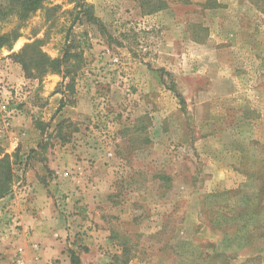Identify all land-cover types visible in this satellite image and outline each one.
<instances>
[{
	"label": "rangeland",
	"instance_id": "rangeland-1",
	"mask_svg": "<svg viewBox=\"0 0 264 264\" xmlns=\"http://www.w3.org/2000/svg\"><path fill=\"white\" fill-rule=\"evenodd\" d=\"M79 2L102 27L76 19ZM11 7L0 0V36L20 35L0 51L6 197L38 163L58 180L49 166L66 148L101 177L91 210L73 209L96 241L73 251L80 264H264V0H44L24 21ZM36 42L73 54L71 74L28 76L12 56ZM30 103L45 149L6 153Z\"/></svg>",
	"mask_w": 264,
	"mask_h": 264
},
{
	"label": "crops",
	"instance_id": "crops-1",
	"mask_svg": "<svg viewBox=\"0 0 264 264\" xmlns=\"http://www.w3.org/2000/svg\"><path fill=\"white\" fill-rule=\"evenodd\" d=\"M50 86L53 88L55 84ZM39 109L30 103L28 111L31 114L14 119V133L7 140L10 143L2 145L6 153L11 154L16 148H23V154L29 153V149L38 150L40 142L32 127L31 115ZM91 159L79 153L72 155L65 148L62 155L54 158L49 166L52 172L60 176L58 180L45 183L46 171L38 163L35 168L37 174L33 171L27 173L30 178L26 185L0 200V211H4L3 215L0 214L4 220L1 223L3 226L0 225V264H15L18 249H23L28 264H72L71 256L77 246L96 243L84 234L91 223H82L80 216H73V209H78L77 206L85 211L87 208L91 210L96 203L89 200L88 195L101 177L95 175L99 161L91 165ZM66 165L80 174L76 178L66 177L67 172H72L68 171ZM63 181L64 187L61 188ZM62 189L73 191L66 203L61 197Z\"/></svg>",
	"mask_w": 264,
	"mask_h": 264
},
{
	"label": "trees",
	"instance_id": "trees-1",
	"mask_svg": "<svg viewBox=\"0 0 264 264\" xmlns=\"http://www.w3.org/2000/svg\"><path fill=\"white\" fill-rule=\"evenodd\" d=\"M43 3L44 0H11V11L7 15H16L21 21H24L30 15L40 10L43 6ZM76 8L80 9L76 16L77 20H81L83 17H86L88 23L98 27H102V24L100 23L98 18L95 17L90 6L79 2ZM19 36L20 35L18 34V30L0 36V51L5 47L12 48L13 44L18 40ZM12 57L16 62H19L22 65L25 73L28 74V76L32 75L30 70L35 69L36 74H38L39 77L54 74L60 75L64 72L65 76L68 77V75L71 74V69L69 70L70 63L74 58L73 54L65 52V56L62 59H52L42 51L39 42L26 45L20 53L14 54ZM177 97L180 99V101H182V103H184L183 98L180 95H178ZM38 148L45 149L43 144L39 145ZM11 159V156L6 155L0 160V200L10 194L12 190L11 187L13 182V162L11 161ZM162 179L164 178L162 177ZM236 193L237 191L228 190L224 192L223 196L231 194L234 195ZM263 194L264 189L260 190V197L259 195L257 196L258 200L261 198V196H263ZM248 210H252L250 209V204L245 206L241 210V213L247 214ZM207 212L213 213L214 210L212 208ZM213 221V223H216L218 220L214 219ZM222 231L223 233H225L224 230ZM222 257L225 258V255L217 253L214 258L220 259ZM71 261L72 264H80V259L76 254H72Z\"/></svg>",
	"mask_w": 264,
	"mask_h": 264
},
{
	"label": "built area",
	"instance_id": "built-area-1",
	"mask_svg": "<svg viewBox=\"0 0 264 264\" xmlns=\"http://www.w3.org/2000/svg\"><path fill=\"white\" fill-rule=\"evenodd\" d=\"M7 112V106L1 104L0 105V114H4ZM80 173L76 172V171H72V172H67L65 174L66 177L69 178H76ZM15 264H28L25 257H24V251L23 249H18L17 252V258L15 260Z\"/></svg>",
	"mask_w": 264,
	"mask_h": 264
}]
</instances>
